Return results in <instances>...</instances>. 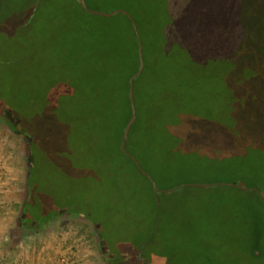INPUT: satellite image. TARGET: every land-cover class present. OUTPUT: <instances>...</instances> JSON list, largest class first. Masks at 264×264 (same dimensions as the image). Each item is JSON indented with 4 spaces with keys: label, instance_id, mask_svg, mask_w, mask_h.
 Listing matches in <instances>:
<instances>
[{
    "label": "trees",
    "instance_id": "16d2710c",
    "mask_svg": "<svg viewBox=\"0 0 264 264\" xmlns=\"http://www.w3.org/2000/svg\"><path fill=\"white\" fill-rule=\"evenodd\" d=\"M246 1L254 7L251 12ZM11 2L17 3L11 12L24 14L14 26H9L6 48L11 55L5 60L8 73H0V85L7 88L0 90V115L8 117L13 112L27 117L35 132L34 142L38 133L55 127L61 134L66 130L70 137L76 132L93 137L108 158L115 155L120 150L125 118L130 114L128 78L138 68L137 39L129 18L121 11L107 16L88 13L79 0ZM85 3L106 12L125 9L139 32L144 64L133 78L135 117L123 143L139 162L172 176L171 172L184 173L196 166L203 168L198 170L201 175L208 169H212L210 174L225 171L231 165L251 168V164L264 159L263 154L247 149L251 146L256 149L257 144L260 151L264 150V141L255 139L248 142L251 146L235 150L222 147L211 135L209 138L197 135L201 139L193 148L189 147L190 157L183 156L178 149L186 147L181 144L187 143L186 132L194 133L195 129L187 131L189 121L197 122L196 116L208 110L204 108L209 104L197 103L199 98L210 101L211 97L205 98L203 94H209L214 84L212 100L216 102L220 90L230 89L226 78L233 75L240 55L253 51L252 58L259 57L256 47L247 42L251 40L249 35L255 42H263L264 50L262 26L256 31L255 24L261 17L264 0H85ZM224 8L230 12L219 19L218 11ZM261 13L264 19L263 9ZM12 49L17 50L16 54ZM15 70L18 73L14 79ZM215 79L222 83L220 90ZM13 86H22L28 94L11 95L9 88ZM38 88L43 93L36 114L28 111V107L35 101L34 92ZM189 101L192 106H188ZM55 113L61 115L59 123L50 122ZM61 122L65 125H59ZM223 134L228 137V133ZM159 153L164 154L162 164ZM38 163L34 162L29 174L31 191L27 192L22 209V220L31 224L39 219L41 211H47L46 198H39L41 193L30 198L42 182H49L47 178L35 180L33 173ZM174 165L181 169L176 170ZM210 179L213 177L205 181Z\"/></svg>",
    "mask_w": 264,
    "mask_h": 264
},
{
    "label": "rangeland",
    "instance_id": "374dc122",
    "mask_svg": "<svg viewBox=\"0 0 264 264\" xmlns=\"http://www.w3.org/2000/svg\"><path fill=\"white\" fill-rule=\"evenodd\" d=\"M10 2L11 0H0V17L2 18L0 20L1 74L8 73L5 60L11 55L9 49L6 48L10 33L9 26H14L15 21L24 14L23 12L16 14H14L16 11L11 12L17 3ZM251 4L247 3L246 6L250 12L254 9ZM261 7L264 10L263 4ZM262 9L260 10L261 17L257 18L255 22L256 31H259L258 26H262L260 33H264ZM228 10L229 8L220 9L217 17L221 19L222 15L226 14ZM213 14V16L216 15V13ZM249 38L251 40H247V42L251 47H256L255 51H257L259 57L257 59L252 58L255 56L253 51H251L252 53L240 55V59L237 61L234 71H232L233 75L226 78L230 89L220 90L223 87L221 86L222 83L215 79L216 83L220 85L217 87L220 90V97L216 96V102L212 100L214 84H212L209 94H203L205 98L211 97L210 101L199 98L197 103L209 104L204 108L208 110L202 111L199 116H196V118L198 117L197 122L196 119L191 120L196 123L195 125L191 121H189V125L187 123V131L195 130L194 133L186 132L185 139L187 143H181L186 147L178 148L183 156L190 157L189 147L193 148L192 146L196 144L198 138L201 139L197 135H203L207 138L211 135V138L215 142H219L222 147H231L235 150L236 148L241 150L242 147L251 146V142L249 144L248 142L252 139L264 141L263 42H255L254 37L250 35ZM197 41L203 48H207L202 45L201 40ZM12 50L16 54L17 50ZM250 67L255 72H249V69L252 70ZM17 73L18 71L15 70L14 79L17 77ZM3 86L0 85V90L7 89ZM9 90H11V95L28 94V90L25 91L22 86H13ZM42 93L40 88L34 92L36 99L28 107V111L32 110L34 113H38V109H40L39 97L42 96ZM188 106H192L190 101ZM199 110L202 109H198V112ZM60 116L59 113H55L54 116L50 117L52 119H50V122L59 123ZM191 118L188 117L187 119L190 120ZM83 122L85 125V118ZM59 125L65 124L61 122ZM218 128H221V130ZM76 133V135L72 134L70 137L71 134L67 133L66 130L61 134L55 127L52 130L51 127H48L35 136L37 147L35 149L37 155H39L38 168L34 173L35 180L40 181L41 178H47L49 182L52 179L56 180V182H59L61 190L59 192L62 197H65L71 191H81L84 186L89 195L85 203L89 205V210L94 215L100 214V204L112 207L118 202L123 207V214L126 215L129 211L127 202L122 201L120 203V198L123 199L126 195L122 179L118 178L114 182L110 180V173L113 170L117 171L123 165L124 156L117 151L115 155L111 154L108 158L107 153L102 152L101 145H98L99 143L98 146L96 145L95 138L81 136L79 132ZM223 133H228V137L225 138L226 135ZM255 147L256 149L253 146L247 149L257 151L259 154H263L262 157H264V150L260 151L261 148H257V144ZM163 155L160 154L161 161L159 163L161 164L164 160ZM0 156H2L3 161L1 171L4 177L3 186L0 187V198H5V195L8 197V194L11 193L16 198L26 199L27 190L30 187L28 171L32 169L30 164L35 161L32 160L30 163L26 160L28 149L24 140L6 125L2 115H0ZM195 157L198 159L200 155L197 154ZM249 157L250 155L246 158ZM140 162L142 163L141 160ZM241 166L248 173L250 171L264 172V159L253 165L251 164V168ZM167 167L170 168L171 166L167 164ZM173 168L176 170L181 169L177 165H174ZM231 168L240 169L241 167L231 165L225 171H215L211 174L209 172L212 169H208L207 173L201 175L198 170H203V168L196 166L192 170L186 169L187 171L184 173L182 171H178V173L171 172V177L199 183L208 181L205 184L209 185L212 184L210 182L213 180L215 182L237 180L239 184H243L242 181L238 180L236 169ZM231 170L232 172H230ZM165 174L168 175V173ZM208 177H213V180L205 181ZM255 179L258 180L254 177L248 178L245 183L250 185L251 182L256 181ZM204 195L206 196L204 198L206 209L204 215L200 214L203 218L198 221L192 220L190 223L185 220L184 225L191 229L182 236L186 241H189V235L193 236V241H199V246L193 247L191 245L177 251L174 246L175 251L164 253L161 256L162 260L168 258H175L174 260H176L179 257V264H264V209L258 205L257 200L250 196L247 197L245 193H241L234 187L231 188L225 185H213L206 189ZM125 222L127 220H124L120 225L123 226ZM29 223L28 221L25 222L26 226L38 228L37 235L33 238L34 241L32 242V237L26 239V241L29 240L27 243L30 242V244L35 242L34 245L36 244L38 251L40 250L39 255L43 259L38 260L39 264H106L105 257L100 254L97 228H92L80 215L63 217L55 222ZM51 227L53 230H50ZM68 246L69 248H66ZM252 249L254 250L253 253ZM54 250H57L55 258L47 257L48 252L52 253ZM34 253L38 254L36 251ZM47 260L49 261L47 262Z\"/></svg>",
    "mask_w": 264,
    "mask_h": 264
},
{
    "label": "flooded vegetation",
    "instance_id": "af4514ba",
    "mask_svg": "<svg viewBox=\"0 0 264 264\" xmlns=\"http://www.w3.org/2000/svg\"><path fill=\"white\" fill-rule=\"evenodd\" d=\"M2 117L6 125L24 140L28 149L26 160L30 163L32 160L38 162L37 147L32 141L35 132L27 117L13 112L9 113L8 117L7 115ZM123 153L124 163L117 171L111 172L110 180L114 182L118 178L122 179L126 195L123 196L124 200L120 198V203L127 202L129 211L126 215L123 214V207L119 202L112 207L100 204V214L94 215L89 210V205L85 203L89 195L84 186L81 187V191H71L62 197L59 182L52 179L51 182H42L44 184L40 189L35 190V194L30 196L36 197L41 193L40 197L46 198L47 202V211H41L35 223L55 222L63 217L80 215L92 228H97L100 254L105 257L106 264H179V257L176 260L168 258L163 261L161 256L166 252H174V246L176 251L191 245L199 246V241H193V236H188L189 241L183 239L184 233L191 229L184 223L185 220L190 223L192 220L198 221L203 218L200 214L204 215L206 209L204 193L209 187L213 185L234 187L243 191L247 197L255 198L258 205L264 209V172L248 173L239 165L240 169H231H236L235 174L243 184H239L237 180L225 182L213 180L209 185L205 184L208 181L199 183L173 179L163 171L142 164L125 147ZM30 165L33 168L34 162ZM29 177L31 183L32 175ZM253 177L258 180L255 179L256 181L247 185L245 183L247 179ZM30 191L29 187L27 192ZM124 220L127 222L121 226Z\"/></svg>",
    "mask_w": 264,
    "mask_h": 264
},
{
    "label": "crops",
    "instance_id": "0c3cea01",
    "mask_svg": "<svg viewBox=\"0 0 264 264\" xmlns=\"http://www.w3.org/2000/svg\"><path fill=\"white\" fill-rule=\"evenodd\" d=\"M24 199L16 198L11 193L8 197L5 195V198H0V264H39L38 260L43 259L39 255L40 250L38 251V247L34 245L35 242L30 244L27 243L29 240L26 241L30 237L32 242L34 241L38 228L26 226L22 221ZM56 251L52 253L49 251L47 257L54 259Z\"/></svg>",
    "mask_w": 264,
    "mask_h": 264
},
{
    "label": "water",
    "instance_id": "95a60500",
    "mask_svg": "<svg viewBox=\"0 0 264 264\" xmlns=\"http://www.w3.org/2000/svg\"><path fill=\"white\" fill-rule=\"evenodd\" d=\"M81 7L83 8L84 11L88 12V13H95V14H99V15H103V16H107L110 15L116 11H121L123 12L131 21V25L132 28L135 32L136 35V39H137V57H138V68L136 69L135 72H133L129 78H128V99H129V105H130V114L128 117L125 118V122L123 124V130L121 133V137H120V142H119V153L122 154L121 152H123L124 150V140L126 138L128 129L130 127V124L132 123L134 117H135V106H134V101H133V78L139 74L143 68V57H142V47H141V39H140V35L139 32L136 28V24L134 19L132 18V16L128 13V11H126L123 8H115L111 11H102V10H98V9H93L87 6V4L85 3V0H79Z\"/></svg>",
    "mask_w": 264,
    "mask_h": 264
},
{
    "label": "built area",
    "instance_id": "2783aa9c",
    "mask_svg": "<svg viewBox=\"0 0 264 264\" xmlns=\"http://www.w3.org/2000/svg\"><path fill=\"white\" fill-rule=\"evenodd\" d=\"M2 165H3L2 156H0V187L3 186V180H4L3 173L1 171Z\"/></svg>",
    "mask_w": 264,
    "mask_h": 264
}]
</instances>
